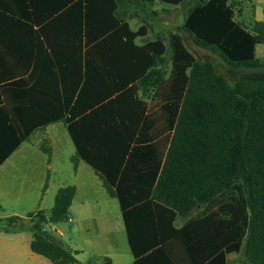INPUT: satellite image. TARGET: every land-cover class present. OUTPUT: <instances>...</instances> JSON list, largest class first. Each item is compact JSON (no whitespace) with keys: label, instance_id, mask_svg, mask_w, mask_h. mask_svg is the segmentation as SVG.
<instances>
[{"label":"trees","instance_id":"obj_1","mask_svg":"<svg viewBox=\"0 0 264 264\" xmlns=\"http://www.w3.org/2000/svg\"><path fill=\"white\" fill-rule=\"evenodd\" d=\"M158 1L190 4L179 30L196 47L218 55L228 75L213 61L198 59L179 33L168 45L160 39L137 45L146 28L133 31L123 20L119 9L125 0H79L87 46L96 56L99 48L108 52L98 55L107 65L103 72L95 70L100 79L86 117L93 121L89 140L84 143L79 131L86 119L75 118L90 90L87 83L65 119L77 147L74 166L85 160L119 200L136 256L135 207L157 210L164 239L167 223L172 228L177 216L205 207L218 218L224 251L243 249L250 264H264V60L256 57V46L264 44V21L238 22L236 0ZM140 161L142 167H135ZM133 172L140 173L139 181H131ZM75 195V186L60 188L49 212L27 216L32 251L53 264H79L75 253L46 231L47 225L67 220ZM23 228V218L0 220L6 232Z\"/></svg>","mask_w":264,"mask_h":264},{"label":"crops","instance_id":"obj_2","mask_svg":"<svg viewBox=\"0 0 264 264\" xmlns=\"http://www.w3.org/2000/svg\"><path fill=\"white\" fill-rule=\"evenodd\" d=\"M78 1L0 0V220L18 217L25 224V228L12 232L0 229V264H53L32 251L34 235L27 216L41 210L49 212L59 189L67 186L76 187L68 218L47 225L46 230L61 238L79 264H102L105 259L112 264H250L243 249L224 251L218 218L211 217L205 207L196 208L186 217L177 216L172 228L167 223L165 239L157 210L135 207L131 227L136 256L119 200L109 195L100 176L85 160L80 159L75 168L72 158L77 147L65 119L71 116L85 83L90 90L87 88L81 114L75 118L86 119L92 112L88 106L93 104V88L100 79L95 70L103 72L107 65L98 55L108 52V48H99L96 56L94 48L87 46L85 19ZM236 1L241 2L235 9L238 22L264 21V0ZM125 2L119 9L123 20L133 31L146 28L135 39L137 45L158 39L168 45L172 35L183 34L179 29L184 23L175 30L163 13L187 4ZM133 3L138 6L134 16ZM256 57L264 60V44L256 46ZM104 79L109 80L105 75ZM144 100L148 105L153 103L152 98ZM92 123L89 118L81 122L84 143L89 140ZM42 144L51 149L50 155L42 150ZM84 147L89 149L87 144ZM142 164L137 162L135 167ZM141 177L133 172L131 181ZM160 211L162 219L164 215L168 219L170 214Z\"/></svg>","mask_w":264,"mask_h":264},{"label":"rangeland","instance_id":"obj_3","mask_svg":"<svg viewBox=\"0 0 264 264\" xmlns=\"http://www.w3.org/2000/svg\"><path fill=\"white\" fill-rule=\"evenodd\" d=\"M130 5H131L132 15L134 16V13L136 12L135 10L138 9V6H136V3L130 4ZM163 5H165V4L163 3ZM189 6H190V4H187V6L181 7V9L171 10V11H169V14H166V12H164L163 16L165 19L169 20V26L171 24L175 30H177L178 27L182 26L184 23L185 17L187 15V7H189ZM248 9H250V7ZM240 13H242V12H240ZM240 13H238V14L240 15ZM139 20L140 19L137 17L136 21H139ZM137 23H139V22H137ZM182 35L186 41L187 47L191 50V52H193L195 54V56L198 59L203 60V61H206V60L213 61V63L216 65V67L220 73L228 75L229 72L226 69V64L223 62V60L218 55L196 47L190 39L186 38L185 34H182ZM55 237L57 239L61 240V238L58 235H55ZM65 242L67 243V241H65Z\"/></svg>","mask_w":264,"mask_h":264},{"label":"water","instance_id":"obj_4","mask_svg":"<svg viewBox=\"0 0 264 264\" xmlns=\"http://www.w3.org/2000/svg\"><path fill=\"white\" fill-rule=\"evenodd\" d=\"M60 243H62V242L60 241Z\"/></svg>","mask_w":264,"mask_h":264},{"label":"built area","instance_id":"obj_5","mask_svg":"<svg viewBox=\"0 0 264 264\" xmlns=\"http://www.w3.org/2000/svg\"><path fill=\"white\" fill-rule=\"evenodd\" d=\"M47 231V230H46Z\"/></svg>","mask_w":264,"mask_h":264}]
</instances>
